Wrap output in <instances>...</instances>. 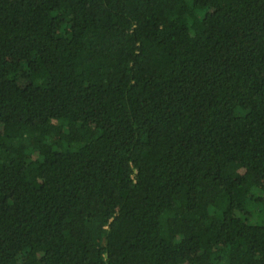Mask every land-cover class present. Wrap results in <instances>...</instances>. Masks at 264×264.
I'll list each match as a JSON object with an SVG mask.
<instances>
[{
	"label": "trees",
	"instance_id": "trees-1",
	"mask_svg": "<svg viewBox=\"0 0 264 264\" xmlns=\"http://www.w3.org/2000/svg\"><path fill=\"white\" fill-rule=\"evenodd\" d=\"M0 264H264V0H0Z\"/></svg>",
	"mask_w": 264,
	"mask_h": 264
},
{
	"label": "rangeland",
	"instance_id": "rangeland-1",
	"mask_svg": "<svg viewBox=\"0 0 264 264\" xmlns=\"http://www.w3.org/2000/svg\"><path fill=\"white\" fill-rule=\"evenodd\" d=\"M253 213H255L256 214V209L254 208V210H253Z\"/></svg>",
	"mask_w": 264,
	"mask_h": 264
}]
</instances>
